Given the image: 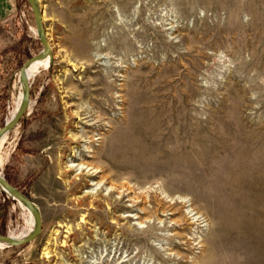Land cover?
Listing matches in <instances>:
<instances>
[{
	"label": "rangeland",
	"instance_id": "obj_1",
	"mask_svg": "<svg viewBox=\"0 0 264 264\" xmlns=\"http://www.w3.org/2000/svg\"><path fill=\"white\" fill-rule=\"evenodd\" d=\"M37 1L52 62L0 170L42 230L0 264H264V0ZM41 48L27 1L0 0V127ZM91 87L99 105L77 96ZM162 111L171 130L143 137ZM17 201L0 188V234L29 225Z\"/></svg>",
	"mask_w": 264,
	"mask_h": 264
},
{
	"label": "bare ground",
	"instance_id": "obj_2",
	"mask_svg": "<svg viewBox=\"0 0 264 264\" xmlns=\"http://www.w3.org/2000/svg\"><path fill=\"white\" fill-rule=\"evenodd\" d=\"M81 51V50H80ZM85 52V51H84ZM81 53H83V52H81ZM85 54L86 53H84V56H85ZM83 55V54H82ZM83 57V56H82ZM88 58H90V57H88ZM92 60V59H91ZM91 60H90V62H91ZM51 62H52V53L51 54H47L45 57H43V58H38V57H35V58H33L28 64H26V66H25V69H24V72H25V74H27V76L30 78V77H32V74H33V72H35V71H40L41 69H44V68H47L50 64H51ZM85 62V61H84ZM107 62V61H106ZM93 66V65H92ZM99 71V70H98ZM101 71V70H100ZM97 73V72H96ZM101 74V80H102V83H103V88L104 87H107V88H109V86H110V84H109V81L107 82V80H106V75H104V74H102V72H100ZM98 77V76H97ZM20 79H21V83H20V90H19V92H18V95H17V97L15 98V101H14V104H13V107L9 110V112H8V116H7V118H6V120H9L14 114H15V112H16V110L18 109V107H19V105H20V103H21V101H22V97H23V93H22V88H23V85H24V79H23V77L21 76L20 77ZM90 82H91V80H90ZM89 82V83H90ZM128 82H130V94H132V93H136V90H137V88H136V84L133 82V81H128ZM133 82V83H132ZM93 83H95L96 84V82L93 80ZM92 83V84H93ZM101 83V82H100ZM19 84V83H18ZM88 85V84H87ZM89 86V85H88ZM101 87H102V85H101ZM90 88V87H89ZM96 89H98V87L96 88ZM82 90V89H81ZM87 89H85V90H82V91H79V93L77 94V96L78 95H80V96H89V99H90V101L93 103V104H95V105H99L100 104V101L96 98V97H94L93 95H92V92L94 91V88H92L91 87V89H89L88 91H86ZM17 94V93H16ZM76 94V93H75ZM68 96V95H67ZM79 96V97H80ZM69 97H74L73 96V94H69ZM81 98V97H80ZM89 101V100H88ZM90 102V103H91ZM72 104V103H71ZM71 104H68V105H71ZM75 106V105H74ZM29 107V106H28ZM80 108V109H79ZM94 113L95 112H91L90 110H87V108H85V107H82L81 105L80 106H77V110L75 111V112H69V115H71V117L73 116L74 118H78V121H86V118L87 117H89L90 118V116L92 117L93 115H94ZM97 115V114H96ZM87 120H89V119H87ZM97 121H98V119H97ZM167 121H168V119H166V115L164 114V111H162L161 112V114L159 113V115L156 117V118H154L152 121H151V123L150 124H144V125H142V126H140L139 127V129H140V131H142L141 133H142V135H143V137H147V135L149 134L148 132H152V131H154V130H156V131H158L157 132V134H156V137H160L161 136V134H160V131H159V128H161L162 129V126H165L166 127V129H164V130H168V131H170L171 130V125H169V123H167ZM96 122V121H95ZM158 127V128H157ZM13 128H15V127H13ZM13 128L12 129H7L6 131H4L3 132V134L0 136V145L2 144V142L5 140V138H6V136L13 130ZM99 134V133H98ZM86 135V132H83V133H81V134H75V133H72V134H70L69 136H68V140L70 141V142H74V143H76V145H78L79 146V141L82 139L81 137L83 136H85ZM97 137V139L98 138H101V136H96ZM96 137L94 138V139H96ZM166 137L168 138V137H170V136H167V132H165L164 134H163V138L164 139H166ZM88 138V137H87ZM164 139H163V141H164ZM91 141V140H90ZM162 141V142H163ZM165 142H166V140H165ZM89 143V142H88ZM87 147H89V146H87ZM91 147V146H90ZM70 148V147H69ZM71 149H73V147L71 148ZM88 151H91V152H94L93 151V149H90V148H88L87 149ZM83 151V149L82 150H80L79 151V155H80V157L81 158H84L85 157V155H84V153L82 152ZM76 152H77V150H75V149H73V153H72V157H75L76 156ZM87 156V155H86ZM91 156H93V155H91ZM5 156H2V155H0V168H1V166L4 164L3 162H4V158ZM77 158V157H76ZM81 163H85L84 161H80ZM87 166H89L88 168H86ZM230 166H234L233 168H230V169H228L229 171H230V173H231V175H235V174H238V173H240L239 171H240V168H239V163H236L235 165L234 164H232V165H230ZM72 167V166H71ZM70 166L68 167V169H72ZM81 168H80V171H79V176H84V177H91V176H96L97 175V173L100 171V169H97V167H94V166H90L89 164H87L85 167H83V166H80ZM95 168V169H94ZM0 175H1V170H0ZM88 184H89V182H87ZM91 183V182H90ZM249 191V190H248ZM247 199V198H246ZM18 202V201H17ZM20 202V201H19ZM22 203V202H21ZM24 204V203H23ZM21 207H23V206H21ZM29 225L26 227V229H24L23 231H21V232H19L18 234H15V235H13L12 237H15V238H20V237H23L25 234H27L28 232H30L31 231V229L33 228V225H34V222H35V219H34V215L33 214H31L30 212H29ZM175 222V221H174ZM0 247H5V243L4 242H2V241H0Z\"/></svg>",
	"mask_w": 264,
	"mask_h": 264
},
{
	"label": "water",
	"instance_id": "obj_3",
	"mask_svg": "<svg viewBox=\"0 0 264 264\" xmlns=\"http://www.w3.org/2000/svg\"><path fill=\"white\" fill-rule=\"evenodd\" d=\"M29 4V7L33 13L35 25L37 27V33L42 43V48L32 55H30L20 66L19 73L20 77L22 76L24 79V85L22 88V101L16 110L15 114L9 119L6 120L3 125L0 127V136L3 134L4 131L7 129H12L15 124L18 123L21 117H23L25 114H27V109L30 102V81L27 74H25L24 69L26 64H28L33 58H43L47 54H50V47L47 42V37L44 30V25L42 21V14H41V8L38 4L37 0H26ZM0 188L10 197H12L14 200H18L22 203H24L32 212L34 215V225L30 232L25 234L23 237L15 238L12 237L9 234H0V241L5 243V246H15V245H21L25 244L31 240H33L35 237H37L42 230L41 227V215L39 212V209L37 208L36 204L21 190H19L15 185L10 183L7 179L4 178V176L0 175Z\"/></svg>",
	"mask_w": 264,
	"mask_h": 264
}]
</instances>
